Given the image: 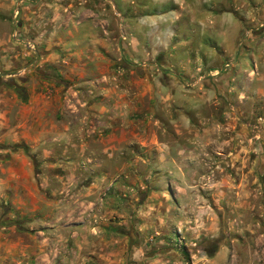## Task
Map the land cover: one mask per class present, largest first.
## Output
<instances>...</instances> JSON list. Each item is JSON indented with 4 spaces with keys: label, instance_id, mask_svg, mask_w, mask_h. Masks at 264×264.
Returning a JSON list of instances; mask_svg holds the SVG:
<instances>
[{
    "label": "rangeland",
    "instance_id": "rangeland-1",
    "mask_svg": "<svg viewBox=\"0 0 264 264\" xmlns=\"http://www.w3.org/2000/svg\"><path fill=\"white\" fill-rule=\"evenodd\" d=\"M184 1L197 19L205 9L212 21L187 25V12L174 20L171 41L158 48L159 58L163 47L169 57L161 69L124 56L125 24L170 26L182 7L176 0H0V264H18L17 256L31 264L19 250L38 247L30 222L45 217L52 178L46 157L33 151L47 149L38 130L60 119L62 106L108 105L96 93L109 80L147 70H195L187 86L200 83V102L185 114L153 100L155 111L136 120L128 145L135 170L116 169L125 155L105 162L95 198L102 212L108 202L125 215L111 218L119 222L118 264H264V0ZM202 22L216 32L204 33ZM198 45L214 52L213 68L191 61ZM146 61L157 62L156 54ZM103 135V144L112 142ZM83 252L80 264H103Z\"/></svg>",
    "mask_w": 264,
    "mask_h": 264
},
{
    "label": "crops",
    "instance_id": "crops-1",
    "mask_svg": "<svg viewBox=\"0 0 264 264\" xmlns=\"http://www.w3.org/2000/svg\"><path fill=\"white\" fill-rule=\"evenodd\" d=\"M176 1L182 7L174 10L175 14L169 21L170 26L163 23L168 22L167 20L156 21L155 19L141 23L143 28L130 21L125 24L127 43L126 50L123 51L124 56L128 54L138 59L141 57L143 59L141 63H148L146 60L149 55L156 54L157 62H149L150 66L165 69L168 66L167 63L169 64L168 54L165 53L166 48H160L163 54L162 59L159 58L158 48L161 39L162 42L165 39L171 41L168 29L173 27L172 22L179 21V16H183L184 12L189 15L187 25L196 20L198 22L212 21L211 14L207 13V10L203 9L204 19H197L191 7L183 8L184 0ZM161 25H165L164 29H161ZM202 26L205 27L206 34H213L217 30L213 23L211 26L202 22ZM177 28L176 26L175 29ZM219 32L224 34L225 31L223 29ZM147 37L152 40V44L148 43ZM187 42L190 44V40H186L183 46L187 45ZM214 46L221 48L220 45ZM221 49L219 54L222 56L226 50ZM132 60L131 62L135 61L134 58ZM186 61H188L187 58L182 60L185 63ZM191 61H203L205 65L213 68L214 52L198 45L192 54ZM131 62L128 64H133ZM187 72L189 74L186 72L155 73L147 70L140 74L129 72L117 75V82L109 80V88L96 93L108 96L109 99L105 100L108 105L91 102L81 107L74 104L62 106L59 111L62 117L54 118L44 130H38L37 139L42 143L45 141L47 149L43 153L41 145H36L33 151L37 156H45L47 165L51 168L52 178L48 183L51 199L48 200L45 217L38 216L30 222V229L35 228L38 247L20 249L21 256H30L31 264H80V257L84 255L83 251L87 250L91 256H98L103 264H118L119 241H121L117 228L119 222L111 218L125 215L119 214L118 209H114L108 202L102 212V206L95 198V188L99 187L98 178L106 174L105 162L109 161V156L117 160L118 155H125L123 158L127 159L126 163L120 168L116 166V169L121 172L126 171L125 176H129V173L135 170V155L132 153L129 156L128 145L134 142L132 139L134 128L141 124L136 120L147 119L150 111H155L153 100L160 101L159 103H162L164 107L172 105L174 112L178 113L186 114L197 108L200 102V98L197 97L200 83L197 80L195 81L199 83L197 88L188 87L187 85L192 82L190 80L196 77L197 73L195 70ZM223 75L212 78V88L207 86L206 91H202L203 94L208 95L212 92L214 85L220 83ZM145 99L152 103L151 106L145 105ZM104 133L112 139V142L103 144V140L107 138L104 137ZM130 187L128 183L127 188ZM114 188L118 186L115 185ZM17 257L18 260H15V263L21 264L24 258L19 260L20 256ZM81 264L92 263L83 261Z\"/></svg>",
    "mask_w": 264,
    "mask_h": 264
},
{
    "label": "water",
    "instance_id": "water-1",
    "mask_svg": "<svg viewBox=\"0 0 264 264\" xmlns=\"http://www.w3.org/2000/svg\"><path fill=\"white\" fill-rule=\"evenodd\" d=\"M149 63V62H148ZM151 64H154V63H151Z\"/></svg>",
    "mask_w": 264,
    "mask_h": 264
}]
</instances>
